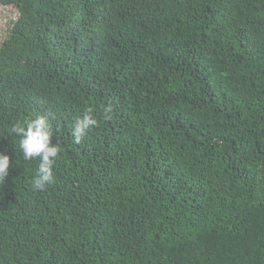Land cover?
Instances as JSON below:
<instances>
[{"label":"trees","instance_id":"obj_1","mask_svg":"<svg viewBox=\"0 0 264 264\" xmlns=\"http://www.w3.org/2000/svg\"><path fill=\"white\" fill-rule=\"evenodd\" d=\"M0 152V264H264V0H0Z\"/></svg>","mask_w":264,"mask_h":264},{"label":"clouds","instance_id":"obj_2","mask_svg":"<svg viewBox=\"0 0 264 264\" xmlns=\"http://www.w3.org/2000/svg\"><path fill=\"white\" fill-rule=\"evenodd\" d=\"M111 106L104 109L105 114L111 113ZM97 124V120L86 112L77 117L72 127L75 143H80L87 132ZM10 133L19 137V150L26 161L38 160V167L32 179V187L36 191H44L47 185L54 183L53 165L59 157L60 148L51 144L53 128L47 115H37L35 118H25L12 125ZM10 158L0 152V181L8 175Z\"/></svg>","mask_w":264,"mask_h":264}]
</instances>
